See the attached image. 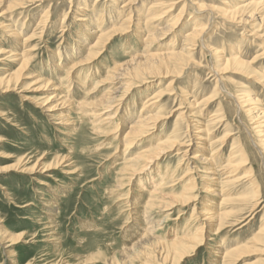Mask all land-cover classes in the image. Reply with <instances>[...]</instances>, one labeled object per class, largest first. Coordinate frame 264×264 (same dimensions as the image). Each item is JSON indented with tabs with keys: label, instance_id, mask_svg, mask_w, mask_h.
Wrapping results in <instances>:
<instances>
[{
	"label": "rangeland",
	"instance_id": "obj_1",
	"mask_svg": "<svg viewBox=\"0 0 264 264\" xmlns=\"http://www.w3.org/2000/svg\"><path fill=\"white\" fill-rule=\"evenodd\" d=\"M111 1L23 0L24 6L12 10L6 3L1 5L0 22L11 25L18 38H9L5 31L8 29L1 26L0 49L5 52L0 55V219L3 220L0 234L5 232L7 236L3 246L0 245V264H42L49 260H61V264L78 261L81 264L174 263L171 259L163 263L162 250L173 249L172 242L179 240L181 229L192 213L198 216L211 209L233 212L238 208L236 202H222V189L218 186L214 188L217 195H210L205 188L203 179L208 173L201 157L209 156L218 145H222L224 151L223 159L217 160L218 166L215 165L219 182L225 177L242 179L239 185L222 186L224 193L231 198L246 199L223 226L205 224L202 220L194 222L205 225L203 236L199 243H192L198 245L179 264H264V241L258 240L264 236V232L259 233L264 228V147L259 150L253 145L252 152L238 156L242 166L233 171L222 172L219 166L230 149H248L251 139L256 143L264 139V125H261L262 133L253 128V122L263 120L264 115L253 119L255 112H245L247 107L235 94L250 91L259 99L257 109L264 111V86L256 80L257 71L264 72V55L256 64L252 63L254 55L264 45L243 47L246 54L241 55L246 60L245 66L231 65L226 69V65L219 64L207 51V48L217 47L224 52L231 43L237 52L240 50L245 28L224 18L218 9L212 11L206 7L226 8L242 1L197 0L199 5L206 6L200 7V11L190 0H182L172 13L158 21V26V22L153 24L160 32L169 29L170 33L162 36H148L145 29L137 35L133 30L137 20L144 25L141 16L145 18L150 4L159 0H142L134 9L136 13L131 14L132 28L129 26L126 30L125 26L130 23L123 22L124 27L121 23L127 14L122 8L123 0L115 5ZM82 4L91 5L86 6V11L99 24L98 12L104 11L101 32L106 36L97 48L98 51L104 49L98 57L95 55L98 51L86 58L76 51L72 53L83 44L87 49L98 39V34L90 33L97 31L91 21L82 23L73 18L78 5ZM158 8L160 12L162 7ZM176 20L177 23L170 26ZM84 24L91 25V39L87 42L80 38ZM196 29L202 31L191 37L193 49L183 57L181 49L188 42L185 37ZM169 51L181 54L169 59L161 57L160 53ZM12 53L19 57L25 53L30 61L17 83L7 87L5 77L16 72L22 63L12 59ZM160 61L180 64L171 70L159 67L158 72L148 78L144 68L158 65ZM76 62L84 65L69 71ZM118 66L131 77L121 82L122 88L134 82V74L146 79L137 81L136 87L133 85V89L124 94L126 99L114 107L113 112H117L114 124L108 125L97 120L101 116L95 115L99 111L93 106L104 100L110 87L106 73H114ZM82 77L86 83L77 88L76 81ZM48 79L51 81L45 83ZM57 87L61 90L57 91ZM64 94L69 95L72 105L63 104L59 97ZM50 96L53 97L48 105L53 106L52 111L45 105ZM155 96H159L160 103L150 113L159 120L150 135L139 139L131 136L130 139L136 141L129 139L132 143L129 145L125 136L139 116L141 104ZM42 101H46L47 107L39 104ZM78 102H86V106L80 108ZM195 119L200 130L209 125L207 135L201 140L206 143L205 148L204 145L202 149L194 148L192 141L190 149L183 147L181 151L188 150L186 156L180 155V147L176 145L179 142L173 143L175 133L179 127L189 126L192 132L197 130ZM149 146H155L148 154L153 157L152 162L141 171L135 160L138 153H144ZM195 155L198 157L194 159ZM124 168H138L141 172L138 182L128 186L127 180L122 179ZM164 170L171 171V178H165L164 185L157 191L155 188H159L161 182L159 172L164 174ZM182 176L185 177L181 179ZM251 180L256 182V192L255 186L249 183ZM139 185L145 187L142 195L157 194V212L147 219L143 204H138V209L133 202L131 206L130 200ZM57 191L62 194L57 200L61 209L54 195ZM179 197L187 201L179 202L176 200ZM256 201L259 205L251 213L249 208ZM47 204H53L52 208ZM160 222L163 226H155ZM150 224L158 228L157 233L147 232L151 235L145 236ZM52 232L55 234L51 235ZM150 245L157 247L155 252L150 251L156 260L147 259L145 250ZM139 251V257L132 258V254ZM228 251H233V256L223 258V253Z\"/></svg>",
	"mask_w": 264,
	"mask_h": 264
},
{
	"label": "bare ground",
	"instance_id": "obj_2",
	"mask_svg": "<svg viewBox=\"0 0 264 264\" xmlns=\"http://www.w3.org/2000/svg\"><path fill=\"white\" fill-rule=\"evenodd\" d=\"M181 1L182 0H159V1L152 2L150 4L149 10L145 14L146 17L143 18V16H141V20L144 21L143 22L144 25H141L140 24L141 21L139 22V20L136 21V22H138L137 26H136V24L133 25L134 34L138 35V33L141 32L143 29H145L147 31V35L148 36H150L152 34L154 36L155 35H159V34H160L159 36H162V35H165L167 33H170V32H167L169 29H166L164 31L162 30L160 32V29H156V26H153V24H155L158 21L161 22L160 21L161 19L163 20L170 13H172L173 8L176 7L177 4L181 3ZM240 1H242L241 2L242 4H234L233 6L229 5L226 8H214L213 6H207V7L204 6V5L201 6V5H199V2L197 0H190V3H192L194 6H196L198 8V10L201 11L202 7H206V9L210 8L212 11L218 9L219 14H221L224 18L228 19L232 23H235L236 26H242V27L245 28L244 32H242V36L241 37H243V38H241L242 42H241V46L239 48L240 50L238 52H237V50L235 48H233L232 43L231 44L228 43V44H230V46H229V48L226 46L227 47L226 48L227 51L225 50L224 52L221 50L222 48H217V47L213 48V49L207 48V51L212 54V57L215 59V61H217L219 64L226 65L224 67V69L230 67L231 65L245 66L244 64L246 63V60L241 55L243 53L246 54V52H244V50H243V47H246V46L252 47L254 45L259 47L262 44L264 45V0H240ZM118 2H119V0H112L111 4L115 5L114 3H118ZM122 2H123L122 8L123 7L125 8V9H123L124 13H127L125 18H124L125 20H123V21L121 20L122 21L121 22L122 26L123 27L125 26L124 25L125 23H123V22H129L130 23L128 25V27L125 26L124 29L126 30V29H128L130 27L132 28V25H131V14H133L135 12V10H134L135 7L139 6L140 2H142V0H123ZM183 2L185 3V1H183ZM3 3H6L8 5L7 8L9 10H12V9H14V8H16L18 6H21V7L24 6L23 5V0H0V8H1V5ZM96 3H97V1H96ZM86 6H91V5H89V4L78 5V8H77L76 13H75L73 18H74V20H76L78 22H82V23H83V21H88V22L91 21L93 23L94 28L97 29V31L90 32L89 26H91V25L90 24H84L85 27H83L84 30H82L83 31L82 34L80 35V32H78V35H80L81 39L83 37L85 42H87L89 39H91L89 37L90 36L89 32L98 34V39L96 41L92 42L90 45L88 44L89 46H88L87 49L85 48V45L83 44L81 46H78L74 50H72V53H74V51H76L77 54L80 53V55L83 56L84 58H86L87 56L93 54L94 52H97L98 51L97 48L103 43V38L106 36L103 32H101V23H103L104 11L98 12L99 17L97 19L101 20V23L99 24V23H96L93 19H91L90 15L88 13L89 11H86ZM158 6L162 7L160 12L157 11V9L159 10ZM111 8H113V7L111 6ZM122 8L120 7L117 10L119 15L121 13L120 9H122ZM184 8H185V4H184L182 9L184 10ZM5 11H4V13H5ZM111 12H112L111 16L113 17V9L111 10ZM116 19H118V21H119V17H117ZM177 21L178 20H176L174 24H170V26H174L177 23ZM159 22H158L157 26L159 25ZM68 25H66L64 28L66 29L68 27ZM1 26H3L5 29H8V30H5V31L8 33L9 38H11V37L13 39H17L18 38L17 31L15 29H12L11 25L5 24V23L3 24L2 22H0V28H1ZM157 28H159V27H157ZM169 28H171V27H169ZM201 31L202 30H200V29H196L193 34H189L188 36L185 37L188 42L184 43L183 46H182L181 51L183 53V57L186 56V53L190 54V52H191L190 50L193 49L192 46L194 45V42L192 41L193 39H191V37H193V35L195 36L198 32L200 33ZM103 50L104 49L98 51L95 54L96 57L101 55ZM3 52H5V51L3 49H0V55ZM8 54H9V52H8ZM178 54H181V52L169 51V52H166V53H160L161 57H163L164 59L165 58L169 59V58L173 57L174 55H178ZM11 55H13V53ZM21 55H22L21 57H19L18 55H13V57H12V59L19 60L22 63L18 67V70L16 72H13L9 76L5 77V83L7 84V87L14 85L13 84L14 82L17 83V81L23 76L22 72L29 65L30 59L26 58L29 55L25 56V53H23ZM70 55H71V53H70ZM263 55H264V47H262L261 50H258V52L254 55V57L252 59V63L256 64L258 62V60L261 59V56H263ZM71 56H73V55H71ZM10 58H11V56H10ZM134 59L135 58H133L132 60H134ZM189 59H190V57H189ZM181 60L184 61V59H181ZM187 61H188V59H187ZM90 62H88V63H90ZM178 64H180V62L177 63V62H162V61H160L158 65H148V66H146L144 68L143 72H146L147 73L146 76H148V78H151V77L154 76V73L158 72L157 70H158L159 67L163 68V69L171 70L173 67H177ZM79 65L81 66V65H84V64H82L80 62H76L75 64H73L72 66L69 67L70 68L69 71L75 70L76 67H79ZM260 67H262V66H260ZM117 68H118L117 71H115L114 73H112V72H107L106 73V75H105L106 78L108 80H110V87L108 88L107 94H105L106 96H105L104 100L101 101L98 105L93 106V107L97 108V111H99L97 114L95 112V115L98 116V117L101 116L100 118H97V120L99 122L103 121L104 123H107L108 125L114 124V122H115L114 119H115V117L117 115V112L114 113L113 110H114V107H116L117 105L120 104L119 102H122L123 100L126 99L127 96H124V94L127 91H129L130 89H133V85L136 87V83H138L137 81H144L146 79V77H140L139 74L138 75L134 74V82L124 84L125 88H127L125 90V88L121 87L122 86L121 82L124 81L125 79H131V77L128 76L126 73H124V71H126V70L123 71L122 70V66H118ZM56 69L59 71V68H58L57 65H56ZM257 72H258L259 76L257 77L256 80H257V82L261 83V85L263 84V86H264V72L262 74H260L259 71H257ZM52 73H54L53 70H52ZM142 73H140V74H142ZM59 77H61V75H58V78ZM84 78L82 77V79H78V81H76V83L78 82L77 88L78 87L80 88L81 83H83V84L86 83ZM48 80H46L45 83H49L51 81L50 79H48ZM55 86H56V84H55ZM55 89L57 91L61 90V88H59V87H57ZM235 94L237 96H239L240 99H238V97H237L238 100H242V101H240V103L244 104L245 107H247V109L244 108L245 112H249V113L253 112V111L255 112L253 119L258 120L260 115H262V116L264 115L263 114L264 111H263L262 108H258L257 109L256 105H258V101H259L257 96H253V94L250 91H244V92L235 93ZM68 96L66 94H64L63 96H60L59 98L63 101V104L66 105V104L70 103V105H72V103L68 100V98H69ZM52 97L50 96V97L47 98V100H46L47 103H45L46 101L45 102L42 101V103H39V104L40 105L41 104L44 105V103H45V105H47L48 107L45 106V105L44 106L47 107V109L49 111H52V107L53 106L52 105H48V103H49L50 99H52ZM158 97L159 96L148 97V98H146L144 103L141 104V110L139 111L140 112L139 116L134 121V124L132 123L131 130L125 136L126 137L125 140H128V142H129V139H130L131 136H133L135 139H139L141 137L150 135L152 133V131L154 129V126H155L156 122L159 120V118H158V116H155V114H152L150 112H151V110H153L155 108L157 109V106L160 103ZM249 103H251V104H249ZM78 105H79L80 108H83L84 106H86V102H78ZM121 106H122L121 109H123L124 105L122 104ZM122 111L123 110L118 111V112H122ZM102 117H104V118H102ZM194 122H195L194 125H196L195 129H197V130H194L192 132L191 130L193 128L190 130L189 126H187L186 128L179 127L177 129L176 133H175V138L173 140V143L174 142H179L176 145H179V147H180L178 149V152H179L180 155L186 156L185 154L187 153L188 150H185L183 152H181V151H182L183 147L190 149L189 147L191 146L192 141H194L193 142L194 148L196 147L198 149H202V147H201L202 145H204V148H205L206 143H202L201 140H203L204 139L203 137H205L207 135V132L209 130H206V129L209 128V125H206L203 130H200L201 128L197 125L198 120L195 119ZM97 124H99V123H97ZM253 124H255L253 128L256 130V132H259V133L263 132V130L261 129L262 128L261 125H264V119L258 121L257 123L253 122ZM117 125H119V124H117ZM117 130H118V128H117ZM182 134L184 135L183 138L180 137V136H182ZM192 134H193V136H192L193 138H191V139L188 138V140H185L186 137H188V136H190ZM225 135H228V133H226ZM227 137H229V136H227ZM135 139H130V140L135 142L136 141ZM250 142L252 144H251V146H250V144H248L249 145L248 149H247V147H242V148L236 149V150H233L235 147L230 149L229 155L225 159L226 161L222 160L221 164L219 165L220 169L222 170V172L224 170H228V169H230V170L233 169L234 170L235 168L241 167L242 165H240V164L242 162L238 161V156H240L241 154H249L250 152H252L251 148H252L253 145H255L259 150L263 149V147H264V139H262L260 141V143H258V142L256 143L252 139H251ZM129 145H132V143L129 142ZM199 145H200V147H199ZM149 147L150 148L144 150V153L139 152L137 157H136L135 164L139 165L141 171H144L147 168L148 164L152 162V158L153 157L149 156L148 154L150 153V151L153 148H155V146H153V147L149 146ZM222 149H223L222 145L221 146L220 145L215 146V148L211 151V154L209 156H206V158L201 157V159L205 163L204 169L208 173V175H206V178L203 179L204 182L206 183V187L205 188H206V190L208 191V193L210 195H217L218 192L214 188L216 186H218L220 189H222V191L220 192L221 195H222L221 196L222 197L221 198L222 202L223 201L236 202V203H238V208H237V210H238L239 206H240V203L243 202L246 198H244V197H240V198H237V199H235L234 197L231 198V196L229 194L224 193V189H223L222 186H224L225 184H226V186L228 184L230 186L239 185V184L242 183V179L239 178V177L238 178H230V179L227 177L228 179H226V177L224 176L225 177L224 181H222V182L220 181L219 182L220 179L218 177H216L217 175H216L215 165H217L216 164L217 160H219V159L221 160L224 157V153H223L224 151H222ZM196 157H198V155H195L193 158L195 159ZM192 163H193V161H192ZM182 165L183 164H181V166ZM191 169H194V167H191ZM45 170H48V169H45ZM164 171H165L164 174H163V172H159L160 174H159L158 178L160 179L161 182L159 183V188H155V189H157V191H159V189H161V187L164 185L165 178L169 179V176L171 178V175H170L171 171L169 170L168 173H167L166 170H164ZM139 173H141V172L138 171V168H135V169L124 168L122 170V177H123L122 179L123 180H127V182L129 183L128 186L133 185V184H135V182H138ZM248 176H250V175H248ZM184 177L185 176H182L181 179H183ZM187 179H185V181ZM246 181H248V180H245V182ZM249 183H250V185L255 186V187H253V190H254V192H256L255 191L257 189L256 182L254 180L253 181L251 180ZM218 184H221V185H218ZM144 189H145V187H142V186L139 185L138 188L136 189V194L134 196L132 195V200H130V201H131V206H132V202H133V204H135L134 208H137V209H138V204H141V205L143 204L142 207H144V214L146 215L145 219H147L150 215L152 216L153 212H157L156 209L158 207L155 206V200H157L156 199L157 198L156 197L157 194L155 192H151L149 194V196L142 195V194H144ZM54 195H55L56 198H58L62 194H61V192L57 191V192L54 193ZM144 196H146V197L144 198ZM176 200L177 201L180 200L179 202H182V203H184V201H187L186 199H184V197H179ZM177 201H175V202H177ZM52 205L53 204H47V206L49 208H52ZM171 205H173V204H171ZM257 205H259V201L254 202L253 205L249 208V211L252 213V210L255 209V207ZM237 210H234V211H237ZM234 211L233 212H220V211L217 212L215 209L208 210V212L200 211L203 214L200 213V214H198V216L202 215L203 218H199L198 216H196L195 214L192 213L191 216L189 217V219L186 221V223L183 225V227L181 229L182 233L179 234V240H176V241L172 242L173 249L172 250H168L167 252L162 250V253H163L162 255L164 256V259H163L164 262L163 263H165V262H167L168 260L171 259L174 262L172 264H179V262H181L183 260V258H185V256H187L196 247V245H198V244L194 245L192 243H195V242L199 243L200 242L199 239H200V237L202 238V236H203L205 225L203 226V225L195 224L194 222H196L197 220H202V221H204L203 223H205V224H206V222H209L210 224L211 223H215L216 225H218V224L221 225L222 224V226H223L225 221L228 218L234 217L236 215L234 213ZM49 213L52 215L53 211L51 210ZM2 222H3V220L0 219V224ZM148 223H151V219L148 220ZM227 223L228 222H226L225 224H227ZM153 226H152V224H150L146 228L145 236L147 234L151 235V233H155V234L157 233L158 228L155 229V228H153ZM155 226H157V227L163 226V222H160V223L156 224ZM211 226H212L211 229H214L213 225H211ZM147 232H151V233H147ZM263 232H264V228H262L259 231L260 234L263 233ZM54 234H55L54 232L51 233V235H54ZM6 236L7 235L5 234V232L0 234V245L1 246H3V243H4V240L6 239ZM54 240H56V238ZM153 240L156 241V242H160L159 240H155V239H153ZM258 240L259 241H264V236L258 238ZM11 245L12 244L8 245L7 247H10ZM7 247H5V248H7ZM156 248L157 247H154L153 245H150L145 250L147 252V254H148L147 255V259L148 260H156L155 255H151V253H150V251L155 252V250H157ZM136 251H138V250H136ZM139 255H140V251L138 253L132 254V258L139 257ZM231 256H233V251H228V252H224L223 253V258L227 257V259H228ZM66 262H69V261H66ZM156 262L157 261H154L153 263H156ZM61 263H62L61 260L59 262H55V261H50L49 260V261L44 262L42 264H61ZM112 263L114 264V262H112ZM68 264H81V263H80V261H78L77 263H70L69 262ZM115 264H118V263L115 262Z\"/></svg>",
	"mask_w": 264,
	"mask_h": 264
},
{
	"label": "crops",
	"instance_id": "obj_3",
	"mask_svg": "<svg viewBox=\"0 0 264 264\" xmlns=\"http://www.w3.org/2000/svg\"><path fill=\"white\" fill-rule=\"evenodd\" d=\"M59 198H60V197H58V198L56 199V203H57V205H58V208H60V209H61L60 203L57 201ZM62 208H64V207L62 206ZM86 229L88 230V229H89V227H87Z\"/></svg>",
	"mask_w": 264,
	"mask_h": 264
}]
</instances>
